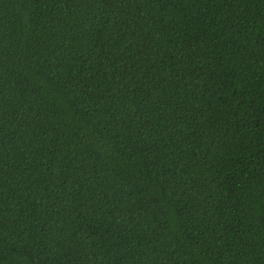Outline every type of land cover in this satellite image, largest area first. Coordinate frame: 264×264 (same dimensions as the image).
I'll use <instances>...</instances> for the list:
<instances>
[{"label":"trees","instance_id":"trees-1","mask_svg":"<svg viewBox=\"0 0 264 264\" xmlns=\"http://www.w3.org/2000/svg\"><path fill=\"white\" fill-rule=\"evenodd\" d=\"M0 264H264V0H0Z\"/></svg>","mask_w":264,"mask_h":264}]
</instances>
